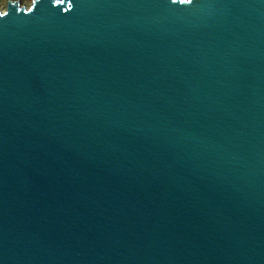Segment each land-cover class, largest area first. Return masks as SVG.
<instances>
[{
    "label": "water",
    "instance_id": "obj_1",
    "mask_svg": "<svg viewBox=\"0 0 264 264\" xmlns=\"http://www.w3.org/2000/svg\"><path fill=\"white\" fill-rule=\"evenodd\" d=\"M0 264H264V0L9 1Z\"/></svg>",
    "mask_w": 264,
    "mask_h": 264
},
{
    "label": "rangeland",
    "instance_id": "obj_2",
    "mask_svg": "<svg viewBox=\"0 0 264 264\" xmlns=\"http://www.w3.org/2000/svg\"><path fill=\"white\" fill-rule=\"evenodd\" d=\"M9 1H19L22 5H26V3H27V0H0V11L1 12H3L5 10V7Z\"/></svg>",
    "mask_w": 264,
    "mask_h": 264
},
{
    "label": "crops",
    "instance_id": "obj_3",
    "mask_svg": "<svg viewBox=\"0 0 264 264\" xmlns=\"http://www.w3.org/2000/svg\"><path fill=\"white\" fill-rule=\"evenodd\" d=\"M33 0H27L26 6L32 3Z\"/></svg>",
    "mask_w": 264,
    "mask_h": 264
}]
</instances>
